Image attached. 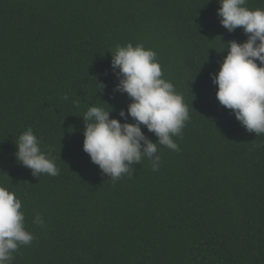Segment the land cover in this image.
Listing matches in <instances>:
<instances>
[{
	"label": "trees",
	"instance_id": "trees-1",
	"mask_svg": "<svg viewBox=\"0 0 264 264\" xmlns=\"http://www.w3.org/2000/svg\"><path fill=\"white\" fill-rule=\"evenodd\" d=\"M219 6L0 0V186L21 200L35 237L12 264H264V135L247 132L215 97L209 74L227 55L221 50L246 40L242 28L222 27ZM246 6L264 9V0ZM128 43L157 53L190 119L173 137L178 152L159 146L158 171L142 160L133 176L112 182L82 150V116L104 102L121 119L130 99L113 94L110 62ZM29 127L58 176L35 177L17 162L15 142Z\"/></svg>",
	"mask_w": 264,
	"mask_h": 264
},
{
	"label": "clouds",
	"instance_id": "clouds-1",
	"mask_svg": "<svg viewBox=\"0 0 264 264\" xmlns=\"http://www.w3.org/2000/svg\"><path fill=\"white\" fill-rule=\"evenodd\" d=\"M216 15L228 32L242 28L246 40H231L227 55L215 74H209L217 86L215 97L247 132L264 135V9L246 6L247 0H218ZM110 67L117 83L113 94H126L127 109H120L121 119L110 118L112 108L90 106L82 116L85 123L82 150L101 173L116 182L123 176H133L134 165L150 162L158 171L161 157L159 146L178 152L173 137H182L190 119L188 105L172 82L164 78L157 53L143 44L117 45L111 54ZM103 89V84H97ZM63 100H67L65 95ZM79 107V102H74ZM131 118L132 123L127 122ZM121 120L124 122L122 123ZM157 138L156 142L142 131ZM42 140L32 128L23 131L15 142L17 162L33 176H58L59 168L50 151L41 148ZM33 223L44 226L41 216ZM35 239L26 227L22 202L13 191L0 186V264H12L14 254Z\"/></svg>",
	"mask_w": 264,
	"mask_h": 264
}]
</instances>
